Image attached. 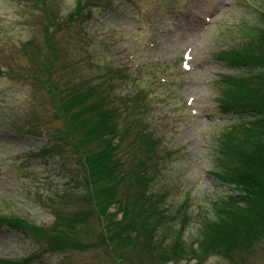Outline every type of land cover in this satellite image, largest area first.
<instances>
[{
    "label": "rangeland",
    "instance_id": "374dc122",
    "mask_svg": "<svg viewBox=\"0 0 264 264\" xmlns=\"http://www.w3.org/2000/svg\"><path fill=\"white\" fill-rule=\"evenodd\" d=\"M76 5L0 0V217L49 228L58 212L84 214L93 207L84 153L75 144L80 134L67 128L58 95L68 83L91 77L111 91L122 112L125 102L129 106L120 127L125 120L146 125L160 142L153 189L174 209L189 205V244L212 201L240 193L217 175L219 139L253 117L222 111L220 79L257 69L235 66L222 53L261 34L264 0H102L87 18L69 22ZM92 223L86 239L93 246L42 252L31 264H121L99 242L97 218ZM42 249L25 230L0 224V259ZM166 264L230 262L187 254ZM248 264H264V240Z\"/></svg>",
    "mask_w": 264,
    "mask_h": 264
},
{
    "label": "trees",
    "instance_id": "16d2710c",
    "mask_svg": "<svg viewBox=\"0 0 264 264\" xmlns=\"http://www.w3.org/2000/svg\"><path fill=\"white\" fill-rule=\"evenodd\" d=\"M101 3L77 0L67 21L87 18L92 5ZM260 33L242 47L222 53L235 66L257 69L251 75L224 74L220 79L222 111L248 112L253 119L221 134L217 175L235 184L240 193L212 201L193 241L188 244L185 238L192 218L189 205L184 202L174 209L153 189L163 158L160 142L146 125L125 120L126 126L120 127L119 117L129 106L125 102L122 112L111 91L87 77L68 83L58 95L67 128L80 134L75 144L84 153L93 207L84 214L58 212L60 219L49 228L24 218L0 217V224L25 230L43 248L25 258L0 259V264H31L42 252L91 247L95 243L86 235L96 218L101 226L99 242L109 246L121 264H166L187 254L200 262L219 255L230 264H248L264 240V29ZM2 69L0 65V74ZM130 136L132 140L122 146Z\"/></svg>",
    "mask_w": 264,
    "mask_h": 264
}]
</instances>
